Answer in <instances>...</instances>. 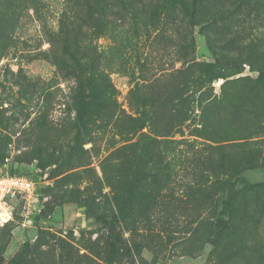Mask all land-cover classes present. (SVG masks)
Instances as JSON below:
<instances>
[{
  "label": "rangeland",
  "instance_id": "obj_1",
  "mask_svg": "<svg viewBox=\"0 0 264 264\" xmlns=\"http://www.w3.org/2000/svg\"><path fill=\"white\" fill-rule=\"evenodd\" d=\"M183 1L0 0V175L27 174L38 191L6 197L0 264L264 257L262 159L242 171L261 203L233 202L243 219L231 230L218 229L188 170L163 189L152 161L121 160L147 137L256 141L264 152V0ZM168 97L189 99L184 124L165 112ZM204 122L241 136L190 135L186 125Z\"/></svg>",
  "mask_w": 264,
  "mask_h": 264
},
{
  "label": "trees",
  "instance_id": "obj_2",
  "mask_svg": "<svg viewBox=\"0 0 264 264\" xmlns=\"http://www.w3.org/2000/svg\"><path fill=\"white\" fill-rule=\"evenodd\" d=\"M181 3L185 4L183 0ZM79 63L84 65L80 59ZM197 84H200V81ZM183 88L184 85L180 87V90ZM232 96L230 97L233 99L232 106L242 107V101L235 95ZM188 103L190 101L187 98L168 97L164 110L169 115L182 116L181 124H184L189 118L186 113ZM208 106L209 104L202 105L203 115ZM206 122L201 126L188 124L186 127L190 135L200 136L211 142L226 140L232 134L241 136L235 130L208 129ZM254 136L255 133L252 136L245 135L243 138ZM156 145H158L157 150ZM119 151L122 152V162L129 165L136 163L137 160L152 161L153 168L159 173V183L163 189L178 173L177 166L188 170L192 177L188 187L201 198L202 203L209 204L207 209L212 208L213 216L218 221V229L224 227L231 230L242 221L243 218L236 212L238 208L233 207V202L245 208L252 203L253 205L261 203L258 186L242 174L244 165L254 164L256 159H262L264 164V152L259 142L243 141L219 145L206 142L197 146L188 139L164 141L147 137L143 142L122 146ZM9 174L27 175L17 171ZM263 191L264 189L261 188L262 194H264ZM249 192L256 193L252 201L248 198ZM219 205L222 206L220 211ZM260 248H264V243H260ZM259 264H264V257L259 259Z\"/></svg>",
  "mask_w": 264,
  "mask_h": 264
},
{
  "label": "built area",
  "instance_id": "obj_3",
  "mask_svg": "<svg viewBox=\"0 0 264 264\" xmlns=\"http://www.w3.org/2000/svg\"><path fill=\"white\" fill-rule=\"evenodd\" d=\"M17 195H22L28 201L35 199L38 195L36 181L28 175H0V221L7 222L11 219L6 197Z\"/></svg>",
  "mask_w": 264,
  "mask_h": 264
}]
</instances>
